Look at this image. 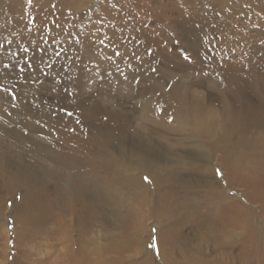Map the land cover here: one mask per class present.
<instances>
[{"label": "rangeland", "instance_id": "rangeland-1", "mask_svg": "<svg viewBox=\"0 0 264 264\" xmlns=\"http://www.w3.org/2000/svg\"><path fill=\"white\" fill-rule=\"evenodd\" d=\"M262 10L264 0H0V156L37 174L28 183L0 172V264H264V186L258 185H264V121L243 113L264 112ZM69 34L79 42L69 46ZM96 36L110 37L129 56L135 51L143 63L132 59L135 71L129 70L107 40V47L93 42ZM53 37L64 43L46 45ZM177 41L194 64L164 51ZM61 46L68 49L56 58L52 47ZM206 50L215 54L205 69L209 77L196 72ZM166 83L176 87L169 92ZM188 106L222 122L224 111L239 114L244 137L231 135L233 161L216 149L225 139L214 146L194 129L186 128L187 136L177 131L176 113ZM37 120L46 125L40 134ZM193 143H201L206 158L197 156L194 166L168 164L157 175L139 171L120 150L132 144L179 156ZM217 167L225 179L214 177ZM219 186L226 194L215 204L211 190ZM228 192L237 197L228 199ZM242 213L245 225L228 222ZM9 214L15 231L7 227ZM153 227L159 257L146 248Z\"/></svg>", "mask_w": 264, "mask_h": 264}, {"label": "bare ground", "instance_id": "bare-ground-1", "mask_svg": "<svg viewBox=\"0 0 264 264\" xmlns=\"http://www.w3.org/2000/svg\"><path fill=\"white\" fill-rule=\"evenodd\" d=\"M197 106L199 107V105H197ZM197 106L196 107L188 106V107H186L184 109L179 110L176 113L177 116L181 119L180 120L181 121L180 124H178V126H177V131L179 133H181L183 135L185 134L187 136V134H186L187 133L186 128L194 129L196 132H199L200 134H202L203 135V138H205L207 142H209V143L212 142V145H214V146L217 144V141L220 142L221 140L223 141L225 139V142L223 143V145H219L218 146L219 148L217 147L216 149L218 151H222V149H223L227 153V159L228 158H231V161H233L234 154L232 153L233 152L232 149H235L237 146H236V144H234V143L231 142V139H232V136L231 135H232V133L235 134L234 133V130H236L238 132H241L242 133V136H243V132H244V130H243V127L244 126L241 123V119H240L239 114H235L234 111L232 113L231 112L232 110L230 112L228 110L227 111H224L225 112L224 113L225 118H224V120L222 122V119L221 118H218V120H219L218 121L217 120V117H214L211 113H208V112L207 113H204V112H202L205 109L204 110H202V109L199 110L197 108ZM254 111H255L254 109H246L245 111H243V113L246 116L251 117V120H253L254 123H259V124L260 123H263V121H264V112L262 111V113L258 114L256 112L254 113ZM246 116H245V118H246ZM232 127H233V129H232ZM229 128H231L232 130L230 129V131H229ZM240 140L243 141V138H241V136H240ZM242 144L245 145V143H242ZM255 144H256V149H254V150L255 151H258L259 149H258L257 146L258 145L260 146V144L258 142L255 143ZM124 146H125V144L122 145V146H120V150L122 152L125 150L124 153L125 154H128L129 162L132 165H134L139 171L145 172V173L150 174V175H157V173L159 172V170H161V168H164L168 164H181V166H185V165L186 166H188V165L194 166V164L198 161L197 156H200V158L201 157H205V158L207 157V155L204 154L205 153L204 152V147L201 145V143H199V144H196V143L194 144L193 143V145L190 148H188V150L185 151L183 155H179V156L176 155L175 153L170 152V151H167V150H158V151H156V153H153V152H149V151H145V150L144 151L143 150H135L136 148L134 149L133 148L134 146L132 144H127L125 147ZM252 146H251V148H252ZM247 148H249V147L247 146ZM247 148H244L240 144V148L239 149L241 151H243V149L246 150ZM251 150H253V148ZM254 150H253V153H252V156H253L252 159H254V162L256 164V161H257L256 158H258V155H256L257 153ZM132 151L134 152V154L136 153L134 155V157H135L134 159L131 158ZM224 151H222V152H224ZM236 151H239V150L237 149ZM241 151H239V152H241ZM259 152H260V155L259 156L264 155L263 154V149L259 150ZM240 156L243 157L242 155H240ZM242 160H240V162H236V163H239V165H238L239 170L241 169L242 165L245 166L244 164H246V162L244 160L243 161ZM261 163L264 164V162H261ZM211 165L212 164H210L209 166H207L206 170H210L211 169L210 168ZM230 166H231V164H230ZM255 167H257V166H255ZM226 168H228V165L224 167V170L225 171H226ZM229 168H232V170L229 169V172H231L233 175H235V173H237V172L239 173V175H241V172H240L241 170L238 171V168H236V167H229ZM253 168L250 167L249 169H247L245 167V169L251 170V172L254 174L255 173V170L252 171ZM260 168H262V167H260ZM0 172H1V174L12 175V177L15 176V178H17L19 181H25V182H28V183L37 182V181H35L37 179L36 178L37 177L36 176L37 174L34 175L33 173H31L29 171L28 172L24 171L23 169L19 168L18 166L12 164L9 160H6V158H3V156H0ZM225 175H226V173H225ZM39 176H41V175H39ZM246 176H249V175H246ZM258 180H259V178H258ZM262 182L263 181L259 182V184H258L261 187L264 186L262 184ZM209 189L210 188H207V190H209ZM225 189H228V188L225 187ZM211 191L212 192H216L214 195L211 196L212 197L211 199L212 200L214 199L215 204H218L219 203V202H217L215 200V199H219L218 196H220L221 199H222L223 196H224V194H226V191H224V189L221 190L220 186H219L218 189H212ZM215 196H217V198ZM220 209H222V208H220ZM200 215L202 216V218H206V214H200ZM246 215L247 214H243L242 213L241 216H240V218H239V216L238 217H232L231 219H228V222L229 223H233L234 220H236L237 221L236 222L237 225H240L241 224L240 222H242V224L245 225L247 222H249ZM238 220H240V221H238ZM179 221L182 222L183 219L180 218ZM177 224L180 225L179 223H177ZM183 225H185L184 222H182V226Z\"/></svg>", "mask_w": 264, "mask_h": 264}, {"label": "snow or ice", "instance_id": "snow-or-ice-1", "mask_svg": "<svg viewBox=\"0 0 264 264\" xmlns=\"http://www.w3.org/2000/svg\"><path fill=\"white\" fill-rule=\"evenodd\" d=\"M32 2H33V0H28L29 4H31ZM247 6L248 5H245V7H247ZM52 7L54 8V7H56V5H52ZM262 11H264V10H262ZM216 15H220V13L217 12ZM196 27H199V25H196ZM73 39H75V41L77 43L79 42V36L73 38L72 35L69 34V39L67 41V44L69 46H71L73 44ZM106 40L108 41V44H111L115 48V50L113 52V55L115 57L119 58L120 60L127 61V68L129 70L135 71V69L133 68V64L131 62L132 59H135L136 61H140L141 64L143 63L142 57L140 55L136 54L135 51L132 52L131 56H129L127 53H122L118 48H116V45L113 44V42H112L110 37H107V36H104V37L96 36L94 38L93 42L94 43H98V45H100V46L107 47L108 45H106V43H105ZM57 43H61L62 44L64 42H58L57 39L55 37H53L51 40L46 39V43L45 44L49 45V46H52V45H56ZM260 43H261L262 46H264V41H261ZM214 47H215V45H213V48ZM163 48H164V51H166V52H174L177 55L178 58L182 59L184 62H187V64H189V65H192V64L195 63V60L193 59V57L190 54L187 53V50L183 49V48H180L178 41L172 47H169L167 44H165L163 46ZM52 49H53V54L56 56V58H59L62 54H64V52L67 51L68 48L61 46L59 48L52 47ZM36 51L40 52V53H44V52L48 51V49L47 48H39L38 47L36 49ZM210 51L211 50H206L205 57L202 59L203 67L201 69L196 70L197 75H199V73L201 71H203L205 77H209L210 76V73L208 71H205V69L208 67L209 63L215 62V54H209ZM232 51L234 52L235 50L233 49ZM181 52L185 53V55H180ZM147 54L148 55H152V53L150 51H147ZM78 58L81 59L80 57H73L72 58L73 62H75V60L78 59ZM107 59L112 60V56L111 55L108 56ZM42 61H43V56L41 57V62ZM223 62H226V60H224ZM113 63L115 64V72L118 73L119 76L123 77V80L125 82H128L129 81V76L125 73V71L123 69L120 68L119 63H116V61H113ZM28 64H32L30 59L26 62V65H28ZM97 67L99 68V65H97ZM32 69L34 70V66H33ZM149 71L152 72V73H156L158 71V69L157 68H150ZM106 74L108 76H111V75H113V72L109 69ZM100 76H101V79H103V77L105 76V72L103 70L100 71ZM133 82H135L137 85H139V81L138 80L134 79ZM179 83H180V81L177 80L176 81V85H179ZM176 85H167V83H166V87L168 88L169 92H171L173 90V88L176 87ZM217 86H219V82H218ZM65 93L68 96L74 95L73 93H69L67 91ZM60 112L64 116H67L68 118H71L74 115L73 111H70V110H68L66 108H61ZM53 115H56V114L53 113ZM105 119H107V116L105 117ZM168 122L169 123H174L175 122L174 117L169 116ZM36 123L38 125H40V129H37L38 134H40L41 130L44 127H46V125L42 124L41 121H39V120H37ZM75 124L76 125H80V124H82V121L80 119H77L75 121ZM53 130H55V129H53ZM68 131L75 132L76 129L75 128H70V129H68ZM25 134H27V133H25ZM224 175H225V173L222 172L219 167L214 169V177L215 178L223 179ZM142 179H143V182L145 184H151L152 183V180L150 179L149 175H144L142 177ZM236 197H237V193L236 192H228L227 193V198L228 199H234ZM16 199H21V197H16ZM8 206L12 207V202L11 201L8 202ZM6 224H7V227L9 229V231H15L16 222H15V220H13L11 218V214H9V217L6 219ZM9 242L12 245V247H15V244L12 243L11 240ZM146 248L148 250H150V251H153L155 253L156 257L160 256L159 242H158V229H156L154 227L150 229L149 242L146 244Z\"/></svg>", "mask_w": 264, "mask_h": 264}]
</instances>
